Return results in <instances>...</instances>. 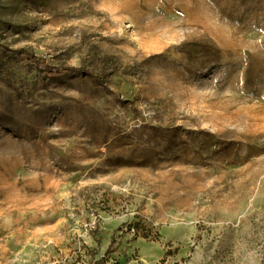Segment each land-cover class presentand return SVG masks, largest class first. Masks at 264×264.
<instances>
[{
	"label": "rangeland",
	"instance_id": "obj_1",
	"mask_svg": "<svg viewBox=\"0 0 264 264\" xmlns=\"http://www.w3.org/2000/svg\"><path fill=\"white\" fill-rule=\"evenodd\" d=\"M0 264H264V0H0Z\"/></svg>",
	"mask_w": 264,
	"mask_h": 264
},
{
	"label": "trees",
	"instance_id": "obj_2",
	"mask_svg": "<svg viewBox=\"0 0 264 264\" xmlns=\"http://www.w3.org/2000/svg\"><path fill=\"white\" fill-rule=\"evenodd\" d=\"M22 54V56H23V53H21Z\"/></svg>",
	"mask_w": 264,
	"mask_h": 264
}]
</instances>
